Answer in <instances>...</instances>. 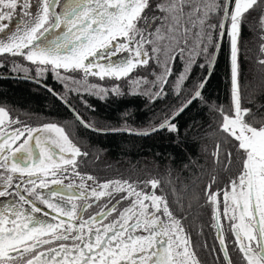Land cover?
<instances>
[{
	"label": "snow or ice",
	"instance_id": "snow-or-ice-1",
	"mask_svg": "<svg viewBox=\"0 0 264 264\" xmlns=\"http://www.w3.org/2000/svg\"><path fill=\"white\" fill-rule=\"evenodd\" d=\"M248 23L264 68V0H0V55L23 57L38 75L51 70L61 80L71 78L59 70L129 82L128 93L119 85L86 89L100 99L127 94L154 103L167 95L177 62L180 95L198 60L206 61L201 68L214 65L224 37L231 85L229 108L212 109L221 136L208 153L212 172L203 187L199 177L190 185L101 180L82 170L89 153L64 127L19 126L0 106V264H202L197 249L217 248L198 244L186 227L200 209H210L224 264H264V105L249 107L241 86ZM139 69L146 74L134 76ZM206 83L152 131L178 133L176 118L203 100Z\"/></svg>",
	"mask_w": 264,
	"mask_h": 264
},
{
	"label": "trees",
	"instance_id": "trees-1",
	"mask_svg": "<svg viewBox=\"0 0 264 264\" xmlns=\"http://www.w3.org/2000/svg\"><path fill=\"white\" fill-rule=\"evenodd\" d=\"M249 29L252 32H249ZM242 41V94L245 100L257 99L259 104H262L263 91L261 90L258 94H252L251 91L255 84L262 83V67L256 62L258 37L253 30L252 23L243 26ZM205 63L203 58L198 60L197 66L191 70L189 79L179 90L180 95L176 94L177 89L174 87L175 77L182 71V64L177 62L170 83L165 87L167 95L163 98L149 103L146 97L139 95L110 96L105 103H95L91 113L99 123L109 127L125 126L147 130L158 126L166 115L189 98L193 86L203 80L208 67L201 68L198 65ZM252 69L256 71L252 72ZM250 75L253 79H250ZM230 89L228 39L225 37L215 69L202 92L203 100H196L175 121L179 128L178 133L165 129L145 137L130 134L98 135L93 136L96 140L92 144L99 148L100 152H102L101 149H109L115 156L121 155L131 161L139 157L141 167L144 166L146 159V171L154 165L157 177L167 179L171 172L173 182L176 179L181 185H190L201 174L205 176L209 172L206 149L209 147L214 149L221 136L218 131L220 117L212 109L220 106L225 109L229 108L231 105ZM55 101L45 91L38 87L31 88L25 82L0 80L1 106L54 113ZM60 111L61 115H71L70 112L64 110L63 106H60ZM79 113L84 117V114L80 111ZM72 121L79 126L75 120ZM81 129L88 131L84 127Z\"/></svg>",
	"mask_w": 264,
	"mask_h": 264
},
{
	"label": "flooded vegetation",
	"instance_id": "flooded-vegetation-1",
	"mask_svg": "<svg viewBox=\"0 0 264 264\" xmlns=\"http://www.w3.org/2000/svg\"><path fill=\"white\" fill-rule=\"evenodd\" d=\"M18 21H19V16H14L13 20L9 23L14 28L15 23ZM249 32H252V30L249 29ZM261 70H262L261 81L263 84L261 86V90L263 91L264 94V68H261ZM59 71L62 76L70 77L71 79L61 80L60 78L57 77L56 73L51 70H48L38 75L37 66L31 64L23 57H19V56L14 57L11 56L10 54L0 55V76H5V75L23 76V77H28L30 79H34L36 81L43 83L44 85H47L53 91L57 92L61 97H63L78 113L80 111L82 114H84L83 117L79 113L82 119L90 126L104 130L123 129V128L139 130L125 126L109 127L102 125V123H99V121H97L96 118L94 119V116L91 113V111L94 109L93 106L95 103H105L110 96H114V95L110 94L106 100H103L100 99L97 95L91 94L90 91L86 89H88L91 85H97L99 88H108V89L114 87L115 85H119L122 92L128 93L130 91V84L127 83V80H123V79L113 80L109 78H105L104 80H101L99 77H93V76H89L85 80L83 74L80 72H65L64 70H59ZM140 74H146V73H144L143 69H139L133 75L136 76ZM251 78L253 79V76L250 75V79ZM0 80L25 82L26 84L30 85L31 88H36V87L40 88L41 90L45 91L48 94V96L56 100L54 102V106H55L53 111L54 113H50V112L43 113L41 111H31L27 109L20 110L17 108H11L6 106L3 107H5L7 110H10L11 115L15 118H18L22 122V125L19 126L26 125L33 128H37L45 123L52 122L58 124L59 126L64 127L65 131L69 134L73 142L76 143L82 149V151H87L89 153L88 157L82 158L83 159V163L81 164L82 170L97 176L101 180L117 179L121 177L126 179L157 177L153 164H152L153 166H151L149 171H146V164H145L147 162L146 159L144 160V166L141 167V162L139 157L131 161L130 159H126L121 155L115 156L109 149H101L102 152H100V149L92 144L93 141L96 140L93 139V136L95 137L98 135H109V133H98L86 128L76 119V117L71 113V111L64 104H62V102L59 99L54 97V95L50 91H48L43 85L37 82H33L31 80H24V79L1 77ZM122 96H116V97H122ZM249 100L254 102V105L253 104L248 105L249 107H253L254 111L256 110L255 106L264 105V95L262 98L263 101L262 104H259V101L257 99H247L246 101ZM60 106H63L64 110L70 112L71 115H61ZM72 120H75L80 127L77 126ZM16 126L17 125H14L13 127ZM81 127H84L88 131L82 130ZM77 128L80 130L79 131L76 130ZM112 134H126V133H112ZM212 151H213V147H209L208 149H206L207 157H208V153ZM211 172L212 169L210 167L208 174H206L205 176L201 174L199 176V180L197 181V187H203L209 181ZM169 174H170L169 178L164 180L172 179L171 172H169ZM174 183H177L176 179H174ZM188 199H190V196ZM187 202L188 201L186 200L185 203ZM209 212L210 209H200L196 214L189 215L188 221L186 222V227L192 228V238L198 244L202 245L205 242L209 246L216 244L217 251H210L209 248H204V247H200L197 249L198 256L202 261V264H224L223 253L218 251V247H219L218 243H216L214 240L215 232L213 229H211L208 226V221L210 219ZM185 214L187 215V213ZM47 219L51 220V217L49 216L47 217ZM201 225H203V234L198 236L197 231ZM233 256L235 258V254H233Z\"/></svg>",
	"mask_w": 264,
	"mask_h": 264
},
{
	"label": "water",
	"instance_id": "water-1",
	"mask_svg": "<svg viewBox=\"0 0 264 264\" xmlns=\"http://www.w3.org/2000/svg\"><path fill=\"white\" fill-rule=\"evenodd\" d=\"M225 38V37H224ZM223 41H224V39H223ZM223 41H222V44H221V48H222V45H223ZM221 48H220V50H219V52L216 54V59H215V63H214V65L211 67V68H209L208 67V70H207V73H206V75H205V77L203 78V80L205 79V78H207V83L209 82V80H210V78H211V76H212V73H213V71H214V69H215V66H216V63H217V60H218V57H219V54H220V51H221ZM1 77H4V78H14V79H24V80H31V81H33V82H37V83H39V84H41V85H43L48 91H50V87H48L47 85H44L43 83H41V82H39V81H36V80H34V79H30V78H28V77H23V76H8V75H5V76H0V78ZM207 83H206V85H207ZM205 85V86H206ZM205 88V87H204ZM204 90V89H203ZM53 95H54V97H56L57 99H59L61 102H62V104H64L70 111H71V113L76 117V119H77V116H79L80 117V119H77L79 122H80V120H83L82 119V117L79 115V113L63 98V97H61L57 92H55V91H53L52 89H51V91H50ZM190 107V106H189ZM188 109V108H187ZM181 115V114H180ZM179 115V116H180ZM178 116V117H179ZM177 117V118H178ZM176 118V119H177ZM84 121V120H83ZM85 122V121H84ZM81 123V122H80ZM86 123V122H85ZM82 124V123H81ZM88 124V123H87ZM82 125H84V124H82ZM156 127V126H155ZM86 128H88V129H90L91 131H95V132H98V133H109V134H112V133H126V134H130V135H134V136H149V135H151V134H154V133H157V132H160V131H162V130H158V131H152V128H150V129H147V130H133V129H129V128H123V129H108V130H104V129H97V128H94V127H92V126H90V127H86ZM145 132H147L148 134L147 135H143V134H141V133H145Z\"/></svg>",
	"mask_w": 264,
	"mask_h": 264
},
{
	"label": "rangeland",
	"instance_id": "rangeland-1",
	"mask_svg": "<svg viewBox=\"0 0 264 264\" xmlns=\"http://www.w3.org/2000/svg\"><path fill=\"white\" fill-rule=\"evenodd\" d=\"M157 71H159V69H157ZM252 72H255L256 70H254V69H252L251 70ZM178 75H176V77H177ZM176 77H175V84H176ZM151 79V78H150ZM127 83H129L128 81H127ZM175 84H174V87H175ZM263 85L262 83L261 84H258V85H254L252 88H251V91H252V94H258L260 91H261V86ZM176 88V87H175Z\"/></svg>",
	"mask_w": 264,
	"mask_h": 264
}]
</instances>
